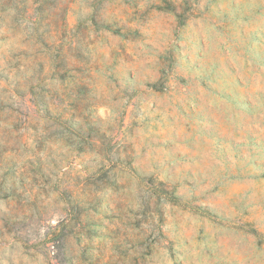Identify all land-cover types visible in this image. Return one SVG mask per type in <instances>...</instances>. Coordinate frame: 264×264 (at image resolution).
<instances>
[{
  "label": "rangeland",
  "instance_id": "374dc122",
  "mask_svg": "<svg viewBox=\"0 0 264 264\" xmlns=\"http://www.w3.org/2000/svg\"><path fill=\"white\" fill-rule=\"evenodd\" d=\"M0 264H264V0H0Z\"/></svg>",
  "mask_w": 264,
  "mask_h": 264
}]
</instances>
